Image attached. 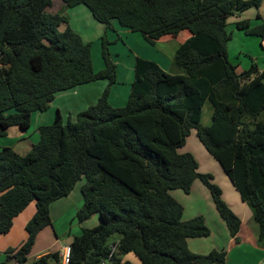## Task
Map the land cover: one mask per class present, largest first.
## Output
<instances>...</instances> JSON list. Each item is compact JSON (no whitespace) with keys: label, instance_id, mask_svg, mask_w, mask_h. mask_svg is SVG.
<instances>
[{"label":"trees","instance_id":"16d2710c","mask_svg":"<svg viewBox=\"0 0 264 264\" xmlns=\"http://www.w3.org/2000/svg\"><path fill=\"white\" fill-rule=\"evenodd\" d=\"M61 1L85 5L104 24L103 67L94 69L90 43L71 28L66 14L45 11L51 0H0V136L10 126L27 129L31 114L46 110L60 91L100 79L108 83L75 121L64 123L57 110L51 124L38 128L39 139L27 153L0 147V234L30 202L36 208L25 239L8 249L7 259L27 263L38 232L51 225L50 203L83 178L77 219L98 214L100 223L74 236L69 264H101L114 243L113 264H227L225 249H188L187 238L207 236L210 229L201 214L182 220L183 205L171 194L189 193L199 179L230 237L239 241L241 218L211 173H199L194 156L177 151L192 128L251 209L256 242L264 248V59L261 69L251 63L238 71L228 59L226 30L230 16L258 8L261 0ZM112 20L151 45L164 35L190 33L176 47L168 71L136 57L123 106L109 101L117 79L106 37ZM235 26L264 41V22L241 19ZM206 101L213 112L200 127ZM128 253L139 262L125 259ZM28 264H59L58 251Z\"/></svg>","mask_w":264,"mask_h":264},{"label":"rangeland","instance_id":"374dc122","mask_svg":"<svg viewBox=\"0 0 264 264\" xmlns=\"http://www.w3.org/2000/svg\"><path fill=\"white\" fill-rule=\"evenodd\" d=\"M71 8H73V6L72 7L66 6L61 0H51L50 5L46 6L45 11L48 13H63L69 16V22L71 20V25H72L71 28L82 38L84 42H89L91 45V59L94 69L96 70V68L97 69L102 68L103 59L101 55V49H102L101 37L105 32L104 24L94 19L95 23L98 24V25H94L92 22L89 23L88 20L85 17H83L81 14L71 15L70 12ZM252 9L255 8H249L247 9V11ZM229 18H231V16ZM228 19L226 24V30L231 35V39L227 43V54L229 61L237 65L238 71L247 69L251 65V63H256L258 66H261L263 64V59H264V41L262 42L257 36L248 35L245 34L242 30H238L235 26V23L232 22L231 19L228 21ZM101 24L104 26V28ZM115 25L117 26L118 24L115 23ZM101 26H102V30L100 33H98V31H100L99 27ZM60 29H62V26L60 27ZM106 34H107L106 37L109 40L110 34L107 32ZM128 44L132 47L133 50H137L138 53H141L146 56L155 57L157 52H154L152 49H150V48H154L162 56H164V59L162 61V67L165 70L170 69L171 65L169 64V60L172 59L173 57L175 49L172 53V46L173 48L176 47L175 42H170V43L160 42L157 43L156 45L150 44L148 45L149 49L142 48L139 45H134L132 40H129ZM134 46L137 49H134ZM131 47L127 46L125 38H123L122 40L120 39L116 43L114 44L112 43L109 45L111 54L113 52H118L120 54L118 57L115 58H117L116 59L117 62H121V65H126L130 61V59H132L133 53L130 50ZM162 56L159 55L157 57V60L160 62V64H161ZM118 76L119 78L130 77V73L126 71H122V69L120 68ZM118 85H119L118 87H120V84ZM212 112H213V106L209 101H206L202 107V116L199 123L200 127H205L210 123ZM62 120L64 123L67 122V120L75 121V117L74 115L63 113ZM198 147H201V149H199ZM177 151L179 153L192 154L198 164L197 171L199 173H211L213 183L217 184L221 188V190H224V194L227 195L228 188L225 185H223L222 182L223 180H226L227 183H229L230 185V182L227 180L228 177L224 173L218 161H216V159H214L206 151V149L198 139L196 135V128L191 129L190 134L186 138V142L182 146L178 147ZM207 153L210 155L209 157L207 156L208 155ZM83 182H84L83 178L78 180L74 185L73 189L71 190V192L67 196H65L67 198H62L64 199L63 203L64 201H67L68 204H63L61 207H56L55 210L54 209L52 210L53 220L51 219V225L45 226V228L43 227L41 229L44 231H42L39 234L40 236L37 237V239L35 240V243L30 253L27 256L26 264L31 263L35 259V253H34L35 249L41 248L44 250H50L49 252H55V250H59L60 247L67 244L68 239L79 235L83 228H92L100 223L98 214H92L90 217L84 219L83 221H79L77 219L76 216L77 209H79L83 204V197L81 194V186ZM171 194L176 200H178L183 205L184 211L182 215V220H187L192 216L201 213H202L201 215L207 218V222H208L207 226L210 229V234L202 237L189 238L190 248L188 249L194 253L206 254L210 249L216 248L217 245H223L226 248V260L228 261L227 263L234 264V262L236 261L235 260L236 252H234V250L232 251L230 247L234 249L232 245L236 244L237 242L233 240L232 244L231 243H229V245L226 244V240H227L226 237L229 234L228 230H226L227 235L223 234L222 228L220 227L218 222H215V218L222 222L223 220L219 217L215 209V206L213 204L211 195L208 189L204 186V184L199 179H196L192 183L189 193H185L181 189H174L171 191ZM223 200L225 201L224 198ZM247 208L251 212L249 206H247ZM211 214H213L215 218L214 216L212 218ZM251 214H250L251 220L248 223L249 231L248 233L245 232L242 233L241 236L244 237L245 234L250 235L254 233L248 239L251 238L255 239L258 235V224L252 218ZM250 226L255 231L252 230ZM114 238L115 236L111 237L110 240H113ZM187 239H186V244L188 243ZM246 241L247 240L243 239L241 243L247 245ZM253 242H249V243L253 244ZM256 245L257 248H260L258 244ZM229 249H230V253H229ZM251 253L253 254V252ZM125 256L126 258H128V260H132L134 263L139 262L138 258L132 253H128ZM2 257L4 258V260L1 261L0 263L6 261L7 264H16L14 262L15 260H13L12 258L7 259L6 255ZM252 257L253 256L250 255V258ZM236 264H238V262Z\"/></svg>","mask_w":264,"mask_h":264},{"label":"crops","instance_id":"0c3cea01","mask_svg":"<svg viewBox=\"0 0 264 264\" xmlns=\"http://www.w3.org/2000/svg\"><path fill=\"white\" fill-rule=\"evenodd\" d=\"M251 8H254V7H251ZM70 10H71L70 11L71 15L81 14L83 17H85L88 20L89 23L92 22L94 25H98L97 23H95L92 14L90 13V11L88 10V8L85 5L78 4V5L73 6V8H71ZM68 19H69V16H68ZM230 19L234 23L238 20H241V19H248L250 21L251 25L252 24L254 25V24H257L260 22H264V0H261V3H260L258 8L248 10V11L246 9V11L244 10L240 13L233 14L231 16V18L228 19V21ZM115 23H117L115 20L112 21V27L113 28H111L107 31V33L110 34L109 40L113 44L116 43L118 40H120V39L122 40L123 38H125L127 46H129V47H131V46L128 44V41L132 40L134 45H139L142 48H146V49L148 48L149 49L148 45H150V44L144 40V38L141 36V34L139 32H132L129 29L120 26L118 23H117L118 25L116 26ZM69 24H70V26H72L71 20H70ZM102 26L99 27L100 31H98V33L101 32ZM103 28H104V26H103ZM189 35H190V33L188 31H183L181 34H179L177 36L169 35V34L164 35L159 39L158 43H160V42H163V43L175 42V45L177 47L178 44L181 43ZM176 47L173 48V46H172V53H173L174 49H176ZM134 49H137V48H135V46H134ZM150 49H152L154 52H157V54L155 53L156 54L155 57L146 56V55H143L141 53H138L137 50H133L131 47L130 50L133 53L132 59H130V61L126 65H121V62H117V60H116L117 58H115V57H118L120 55L118 52H113L115 54H113V53L111 54L115 63H116V78H117L116 83H114L111 86L110 93H109V101L112 105L123 106L127 102V98H128L130 88H131V82L134 78V66H135L136 57H141L144 59H149V60L155 61L162 69H164L162 67V61L164 59V56H162L154 48H150ZM159 55L162 56L161 64L157 60V57ZM168 60H169V58H168ZM169 64H171V59L169 60ZM262 66H263V64L261 66H258L259 69H261ZM120 68L122 69V71H126V72L130 73V77L119 78L118 74H119ZM99 69H101V68H98V69L96 68V70H99ZM107 83H108V81L106 79H100V80H95V81L88 82L85 84L77 85L75 87H72V88H69L67 90L60 91V92L56 93L54 99L52 100V102L50 103L49 107L46 110L34 111L31 114L30 125L27 129H22L16 125L8 127L6 129V134L4 136H0V147L10 146L15 151H17L19 154L23 155V154L27 153L29 151V149L32 147V145L35 144L39 139L38 128L41 125L51 124L54 120V116H55V113L57 110L59 111L62 119H63V113L74 115V117L76 119V115L79 111L84 110L89 105H92L97 101V99L102 94L103 90L105 89ZM118 84H120V87H118L119 86ZM198 148L201 149V147H198ZM207 156L209 157L210 155L208 154ZM227 180L230 182L229 179H227ZM222 183H223V185H225L228 188L227 195L224 194V190H222V197L225 199V201L230 206V208L241 218V226H240V230L238 232V237H239L240 241L237 242L236 244L232 245L234 249H232L230 247V249L232 251L234 250V252H236V256H235L236 259L234 258L236 261L234 262V264H236L237 262H238V264H264V248H262V247L257 248L256 247L257 246L256 245L257 244L256 238L255 239H253V238L248 239L254 233L252 232L253 234H250V235L245 234L244 237L241 236L242 233H244V232L248 233V231H249L248 223L251 220V217H250L251 212L247 208L248 205L241 200L239 192L236 190V188L234 187V185L231 182H230V185H229V183H227L226 180H223ZM62 198H67V197H62ZM62 198H59L57 200L52 201L49 205L50 217L52 220H53L52 210L53 209L55 210L56 207H61L63 204H68L67 201H64V203H63L64 199H62ZM35 210H36L35 203L32 201L13 219V223H12L10 230L7 233L0 234V262L4 260V258L2 256H4V255L8 256V253H9L8 249L9 248L16 247L25 239V237H26L25 224L33 216ZM213 216L214 215L211 214L212 218H213ZM251 216H252V214H251ZM204 218H205V222L207 224L208 223L207 218L205 216H204ZM214 218H215V216H214ZM99 219H100V217H99ZM215 222H218V224L222 228L223 234L227 235L226 230H228V229H227L226 225H224V221L222 222V221H219L215 218ZM252 230H254V229L252 228ZM42 231H44V230H40L38 232L36 239H37V237L40 236L39 234ZM73 238L74 237L68 239L67 244H70V242L72 241ZM226 238H227L226 244L227 245H229V243L232 244L233 239H232V237H230L229 234L227 235ZM243 239L247 240L246 241L247 245L241 243ZM187 242H188L187 246H188V248H190L189 238L187 239ZM249 242H253V244L249 243ZM67 244H65V245H67ZM65 245L60 247L59 250H55V251L59 252ZM51 247H53V246H51ZM216 248L226 250L225 246H223V245H217ZM230 249H229V253H230ZM49 251L50 250H44L41 248L35 249L34 250L35 258H37L43 254H46ZM250 251L253 252V254ZM250 255H252L253 257L250 258ZM124 258L128 259V258H126V256H124ZM9 259H11V258H9ZM12 259L15 260L14 258H12ZM130 261H132V260H130ZM14 262L16 264H19L16 260ZM5 263H6V261H5Z\"/></svg>","mask_w":264,"mask_h":264},{"label":"built area","instance_id":"2783aa9c","mask_svg":"<svg viewBox=\"0 0 264 264\" xmlns=\"http://www.w3.org/2000/svg\"><path fill=\"white\" fill-rule=\"evenodd\" d=\"M110 253L108 257L102 261L101 264H113L115 258L113 256L116 250V243L110 245ZM59 264H69L70 263V246L69 244L65 245L59 252H58Z\"/></svg>","mask_w":264,"mask_h":264}]
</instances>
